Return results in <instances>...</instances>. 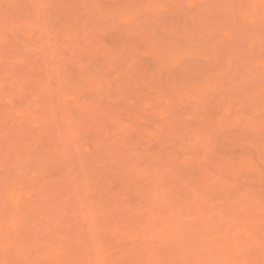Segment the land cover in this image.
Returning a JSON list of instances; mask_svg holds the SVG:
<instances>
[{"label":"rangeland","instance_id":"obj_1","mask_svg":"<svg viewBox=\"0 0 264 264\" xmlns=\"http://www.w3.org/2000/svg\"><path fill=\"white\" fill-rule=\"evenodd\" d=\"M0 264H264V0H0Z\"/></svg>","mask_w":264,"mask_h":264}]
</instances>
